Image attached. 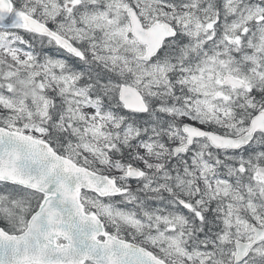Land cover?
Wrapping results in <instances>:
<instances>
[{"label": "snow or ice", "instance_id": "snow-or-ice-1", "mask_svg": "<svg viewBox=\"0 0 264 264\" xmlns=\"http://www.w3.org/2000/svg\"><path fill=\"white\" fill-rule=\"evenodd\" d=\"M0 264H264V0H0Z\"/></svg>", "mask_w": 264, "mask_h": 264}]
</instances>
